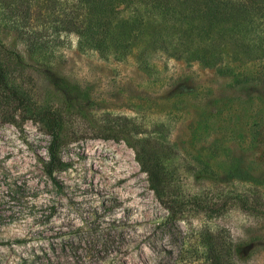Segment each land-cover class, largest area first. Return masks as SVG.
<instances>
[{"label":"rangeland","instance_id":"1","mask_svg":"<svg viewBox=\"0 0 264 264\" xmlns=\"http://www.w3.org/2000/svg\"><path fill=\"white\" fill-rule=\"evenodd\" d=\"M57 18L0 0V264L52 248L63 264H210L212 248L264 264V64L208 69L142 40L103 59ZM38 113L71 165L58 186ZM142 159L162 163L163 197Z\"/></svg>","mask_w":264,"mask_h":264},{"label":"trees","instance_id":"2","mask_svg":"<svg viewBox=\"0 0 264 264\" xmlns=\"http://www.w3.org/2000/svg\"><path fill=\"white\" fill-rule=\"evenodd\" d=\"M36 1L58 14L60 19L56 21L63 31L78 35L80 48L92 49L103 59H124L135 41L142 40L147 50L164 52L176 60L199 63L208 69L224 66L228 58L264 64V0H30ZM6 76L0 64V85ZM38 114L39 122L51 128L43 172L58 186V176L69 171L71 165L61 155L63 143L58 121H53L54 115ZM141 164L155 192L161 197L167 194L163 174L159 172L162 163L142 159ZM110 237L109 233H101L95 248L101 243V248H106ZM52 250L53 254H35L30 264H63V257ZM90 252L96 254L97 250ZM207 259L210 264H237L242 256L238 249L212 248Z\"/></svg>","mask_w":264,"mask_h":264}]
</instances>
